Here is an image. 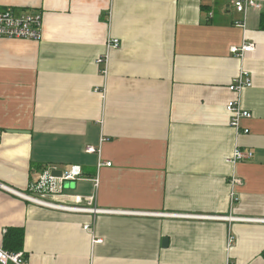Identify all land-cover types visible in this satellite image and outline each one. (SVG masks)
<instances>
[{"label": "crops", "instance_id": "1", "mask_svg": "<svg viewBox=\"0 0 264 264\" xmlns=\"http://www.w3.org/2000/svg\"><path fill=\"white\" fill-rule=\"evenodd\" d=\"M6 8L39 13L43 25L40 40L0 38V182L27 192L44 171L78 166L63 193L112 212L0 192L2 249L27 264H264V9L0 0ZM109 38L119 46L107 50ZM243 42L254 49L230 52ZM107 52L104 75L96 59ZM241 70L252 83L238 99L251 115L236 130L225 106ZM235 150L251 155L232 162ZM15 228L20 247L6 241Z\"/></svg>", "mask_w": 264, "mask_h": 264}, {"label": "built area", "instance_id": "2", "mask_svg": "<svg viewBox=\"0 0 264 264\" xmlns=\"http://www.w3.org/2000/svg\"><path fill=\"white\" fill-rule=\"evenodd\" d=\"M235 10L243 15L249 9H264V0H230ZM42 16L39 13L31 11H21L16 13L12 8H6L0 11V38L8 39H29L40 40L42 35ZM235 25H244L243 22L235 21ZM119 40L109 38L106 41L107 50L117 48ZM254 44L243 42L240 46H231L229 48L232 54L242 57L254 49ZM108 52L98 56L96 63L100 66L101 74L107 73ZM251 79L247 71L241 70L233 79L228 89L237 97L230 99L226 103V111L229 113V124L236 130L240 129V120L248 118L251 114L241 108L238 94L245 88L251 86ZM243 131L247 132V129ZM88 152L96 151L93 147L86 149ZM250 152H241L235 150L232 162L240 158H249ZM100 165H110V162L100 163ZM80 174V168L73 166L69 170L62 172L61 176L53 177L48 170L44 171L38 178L28 184L27 192H19L11 186L0 182V192L10 193L29 202L41 205L43 207L65 211V212H81V213H102L112 212L92 206L91 198L66 195L61 189L63 181L74 180ZM51 197L49 200L48 198ZM195 216V215H188ZM197 217V216H195ZM209 217V216H206ZM212 216H210L211 218ZM220 218V217H216ZM222 218H227L222 216ZM264 221V220H261ZM88 225L84 228L88 229ZM0 264H27V259L22 252H11L0 247Z\"/></svg>", "mask_w": 264, "mask_h": 264}, {"label": "trees", "instance_id": "3", "mask_svg": "<svg viewBox=\"0 0 264 264\" xmlns=\"http://www.w3.org/2000/svg\"><path fill=\"white\" fill-rule=\"evenodd\" d=\"M261 26L264 28V14L262 16V19H261ZM11 231H14L15 232V235H14V244H13V241H8V237L6 236V241L7 242H11V244L15 247H20V243L22 241V237H23V232L21 229L19 228H15V229H12ZM11 239V238H10ZM263 256H264V251H263Z\"/></svg>", "mask_w": 264, "mask_h": 264}, {"label": "water", "instance_id": "4", "mask_svg": "<svg viewBox=\"0 0 264 264\" xmlns=\"http://www.w3.org/2000/svg\"><path fill=\"white\" fill-rule=\"evenodd\" d=\"M51 174H53V175H55V176H57V175H60L61 174V170H52L51 171ZM166 239H164V245L166 244Z\"/></svg>", "mask_w": 264, "mask_h": 264}]
</instances>
